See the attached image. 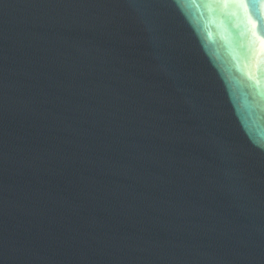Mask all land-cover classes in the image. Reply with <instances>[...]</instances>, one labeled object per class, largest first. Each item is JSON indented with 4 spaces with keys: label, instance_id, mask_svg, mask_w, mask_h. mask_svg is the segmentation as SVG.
I'll list each match as a JSON object with an SVG mask.
<instances>
[{
    "label": "water",
    "instance_id": "1",
    "mask_svg": "<svg viewBox=\"0 0 264 264\" xmlns=\"http://www.w3.org/2000/svg\"><path fill=\"white\" fill-rule=\"evenodd\" d=\"M0 264H264V0H0Z\"/></svg>",
    "mask_w": 264,
    "mask_h": 264
}]
</instances>
